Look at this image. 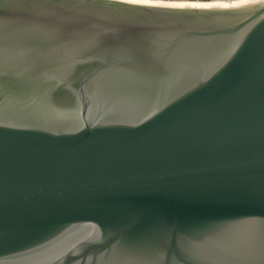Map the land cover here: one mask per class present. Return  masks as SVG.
Listing matches in <instances>:
<instances>
[{"label":"water","instance_id":"water-1","mask_svg":"<svg viewBox=\"0 0 264 264\" xmlns=\"http://www.w3.org/2000/svg\"><path fill=\"white\" fill-rule=\"evenodd\" d=\"M0 264H264V1L0 0Z\"/></svg>","mask_w":264,"mask_h":264},{"label":"bare ground","instance_id":"bare-ground-1","mask_svg":"<svg viewBox=\"0 0 264 264\" xmlns=\"http://www.w3.org/2000/svg\"><path fill=\"white\" fill-rule=\"evenodd\" d=\"M133 4L164 6L174 8H202V9H233L252 6L264 0H233V1H157V0H119Z\"/></svg>","mask_w":264,"mask_h":264},{"label":"built area","instance_id":"built-area-1","mask_svg":"<svg viewBox=\"0 0 264 264\" xmlns=\"http://www.w3.org/2000/svg\"><path fill=\"white\" fill-rule=\"evenodd\" d=\"M163 1H175V0H163ZM177 1H182V0H177ZM183 1L210 2V1H233V0H183Z\"/></svg>","mask_w":264,"mask_h":264},{"label":"trees","instance_id":"trees-1","mask_svg":"<svg viewBox=\"0 0 264 264\" xmlns=\"http://www.w3.org/2000/svg\"><path fill=\"white\" fill-rule=\"evenodd\" d=\"M157 1H161V0H157Z\"/></svg>","mask_w":264,"mask_h":264}]
</instances>
